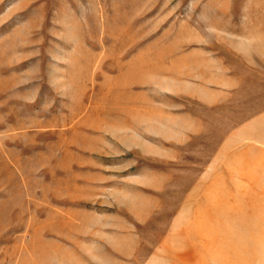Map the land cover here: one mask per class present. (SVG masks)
Returning a JSON list of instances; mask_svg holds the SVG:
<instances>
[{
    "label": "rangeland",
    "instance_id": "rangeland-1",
    "mask_svg": "<svg viewBox=\"0 0 264 264\" xmlns=\"http://www.w3.org/2000/svg\"><path fill=\"white\" fill-rule=\"evenodd\" d=\"M0 264H264V0H0Z\"/></svg>",
    "mask_w": 264,
    "mask_h": 264
}]
</instances>
